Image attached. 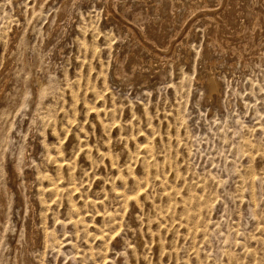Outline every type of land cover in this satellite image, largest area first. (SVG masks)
<instances>
[{"label":"rangeland","instance_id":"1","mask_svg":"<svg viewBox=\"0 0 264 264\" xmlns=\"http://www.w3.org/2000/svg\"><path fill=\"white\" fill-rule=\"evenodd\" d=\"M263 175L264 0H0V264H264Z\"/></svg>","mask_w":264,"mask_h":264},{"label":"bare ground","instance_id":"2","mask_svg":"<svg viewBox=\"0 0 264 264\" xmlns=\"http://www.w3.org/2000/svg\"><path fill=\"white\" fill-rule=\"evenodd\" d=\"M211 63H213V60L211 61ZM214 63H215V62H214ZM198 83H199V82H198ZM208 84H209V88H210L211 92L217 90V88H218V81H217V79L215 78V74H214V73H211V76H210V79H209V83H208ZM195 85H196V84H195ZM178 121H179V120H178ZM103 127H104V126H103ZM86 146H87V145H86ZM84 148H85V147H84ZM146 149H147V148H146ZM144 150H145V149H144ZM57 153H58V150H57ZM88 153H89V152H88ZM99 153H100V152H98V154H99ZM57 155H58V154H57ZM86 155H87V154H86ZM88 155H89V154H88ZM107 155H108V154H107ZM107 155H106V156H107ZM59 156H60V155H59ZM89 156H90V155H89ZM89 156H88V157H89ZM85 157H86V156H85ZM102 157H103V156H102ZM104 157H105V156H104ZM104 157H103V158H104ZM107 157H108V156H107ZM53 158H54V157H53ZM89 158H90V157H89ZM89 158H88V160H89ZM55 159H56V157H55ZM59 159H60V158H59ZM61 159H62V158H61ZM102 160H103V159H102ZM53 161H54V160H53ZM53 161H52V162H53ZM62 161H63V159H62ZM64 161H65V160H64ZM113 161H114V160H112V162H113ZM54 162L56 163V161H54ZM57 162H58V160H57ZM61 163H62V162H60V164H61ZM57 165H58V164H57ZM57 165H56V166H57ZM58 166H61V168H62V165H58ZM58 166H57V167H58ZM67 166H68V165H67ZM70 166H71V165H70ZM70 166H69V167H70ZM69 167H68V168H69ZM57 169H58V168H57ZM70 170H71V169H70ZM119 175H120V174H119ZM120 176L123 177L122 174H121ZM263 176H264V175H263ZM71 177H72V175H71ZM71 177H70V178H71ZM46 178H47V177H46ZM47 179H48V178H47ZM47 179H46V180H47ZM72 180H73V179H72ZM72 180H70V181L72 182ZM48 181L50 182V180H48ZM40 182H41V181H40ZM49 182H48V183H49ZM71 182L68 183V184H71ZM122 182H123V179H122ZM133 182H134V181H133ZM52 183H53V182H52ZM52 183H51V184H52ZM54 184H55V183H54ZM48 185H49V184H48ZM49 186H50V185H49ZM71 186H72V185H71ZM54 187L56 188V186H54ZM137 187L139 188V187H140V184H139V186H137ZM137 187H135V188H137ZM55 188H54V189H55ZM41 189H42V188H40V190H41ZM50 189H51V188H50ZM40 190H39V191H40ZM51 190H52V189H51ZM55 190H56V189H55ZM71 190H72V189H71ZM52 191H53V190H52ZM46 192H47V191H46ZM40 193H42V192H40ZM54 193H56V192L54 191ZM58 193H59V192H58ZM49 194H50V191H49ZM121 194H122V193H121ZM121 194H120V195H121ZM136 194H137V193H136ZM51 195H53V194H51ZM120 195H119V196H120ZM122 195H123V194H122ZM169 195H170V194H169ZM174 195H175V194H174ZM49 196H50V195H49ZM123 196H124V195H123ZM123 196H122V197H123ZM128 196H130V195H128ZM128 196H125V198H127ZM131 196L133 197V195H131ZM166 196H167V194H166ZM50 197H51V196H50ZM167 197H168V196H167ZM66 198H68V197H66ZM123 199H124V197H123ZM97 200H98V199H96V201H97ZM124 200H125V199H124ZM127 200H129V199H127ZM70 201H71V200H70ZM92 201H93V200H92ZM92 201H90V203H91ZM96 201H95V202H96ZM135 201H137V200H135ZM133 202H134V201H133ZM92 203H93V202H92ZM183 203H184V202H183ZM95 204H96V203H95ZM93 205H94V204H93ZM93 205H92V206H93ZM136 205H137V204H136ZM184 206H185V205H184ZM184 206H183V207H184ZM137 207H138V206H137ZM170 207H171V206H170ZM173 207H174V206H173ZM173 207H172V208H173ZM95 208H96V207H95ZM168 210H169V209H168ZM174 210H175V208H174ZM186 212H188V211H186ZM160 213H161V212H160ZM165 213H166V211H165ZM170 213H171V212H170ZM71 214H72V213H71ZM187 214H188V216H189V213H187ZM72 215H73V214H72ZM170 215H171V214H169V216H170ZM70 216H71V215H70ZM190 216H191V215H190ZM72 217H73V216H72ZM110 217H111V216H110ZM110 217H109V220L112 219V218H110ZM112 217H113V216H112ZM117 217H118V216H117ZM164 218H165V217H164ZM184 218H185V217H184ZM113 219H114V218H113ZM187 219H188V217H187ZM187 219H186V222H187ZM104 220H105V219H104ZM114 220H115V219H114ZM191 220H192V219H191ZM76 221H77V220H76ZM184 221H185V220H184ZM188 221H189V220H188ZM72 222H73V221H72ZM72 222H71V223H72ZM77 222H78V221H77ZM104 222H105V221H104ZM110 222H111V221H110ZM112 223H113V222H112ZM181 223H182V222H181ZM184 223H185V222H184ZM72 224H74V223H72ZM108 224H109V223H108ZM181 225H183V224H181ZM188 225H189V223H188ZM115 226H116V225H115ZM74 227H75V224H74ZM113 227H114V226H113ZM186 227H188V226H186ZM100 229H101V228H100ZM108 229H110V228H108ZM111 229H112V228H111ZM102 230H103V229H102ZM97 231H98V230H97ZM112 232H113V231H112ZM97 233H98V232H97ZM100 233H101V232H99V234H100ZM108 233H110V232H108ZM102 234H103V233H102ZM103 235H104V234H103ZM106 235H107V234H106ZM107 236H108V235H107ZM102 238H103V237H102ZM104 238H106V237H104ZM107 238H108V237H107ZM107 238H106V239H107ZM104 240H105V239H104ZM55 243H56V242H55ZM52 244H53V243H52ZM89 247H91V246H89ZM92 250H93V249H92ZM92 250H90V251H92ZM100 251L102 252L103 250H100ZM102 253H103V252H102ZM90 254H91V253H90ZM98 254H99V252H98ZM90 256H92V255H90ZM94 256H95V255H94ZM94 256H93V257H94ZM99 257L101 258V256H99ZM102 258H103V257H102ZM102 258H101V259H102ZM88 259H89V258H88ZM90 260H92V259H90Z\"/></svg>","mask_w":264,"mask_h":264}]
</instances>
